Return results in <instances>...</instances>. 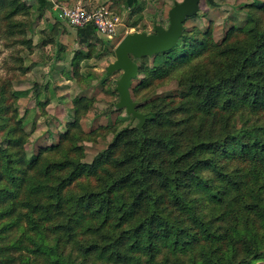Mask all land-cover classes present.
I'll return each mask as SVG.
<instances>
[{
    "label": "trees",
    "instance_id": "1",
    "mask_svg": "<svg viewBox=\"0 0 264 264\" xmlns=\"http://www.w3.org/2000/svg\"><path fill=\"white\" fill-rule=\"evenodd\" d=\"M28 8L0 0L7 19ZM240 8L249 31L216 42L212 28L187 31L195 15L171 50L133 59L135 96L168 80L179 90L134 100L145 123L117 131L105 160L83 162L77 146L93 135L80 125L87 99L60 141L31 157L13 124L0 149V264H264V4ZM77 35L102 40L93 25Z\"/></svg>",
    "mask_w": 264,
    "mask_h": 264
},
{
    "label": "rangeland",
    "instance_id": "2",
    "mask_svg": "<svg viewBox=\"0 0 264 264\" xmlns=\"http://www.w3.org/2000/svg\"><path fill=\"white\" fill-rule=\"evenodd\" d=\"M22 1L29 8L14 18H6L7 9L0 13V149L6 146L5 133L17 122H22L28 134V157L58 143L77 117L75 100L82 98L90 106L82 107L80 125L85 133L93 135L77 146L84 151L83 162L97 164L109 156L117 131L137 127L141 122L126 109L109 112L120 101L116 89L123 72L108 71L118 60V45L129 34H153L156 27L168 29L171 9L185 0H138L140 9L136 11L126 0H51L54 8L45 13L39 10L36 0ZM255 2L264 4V0H201L197 16L186 22L187 31L212 28L216 42L225 40L233 28L249 31L251 20L247 9L240 6ZM80 7H107L117 15L121 21L114 39L106 40L98 34L102 42L92 47L82 44L77 29L59 18L65 8ZM133 23L137 25L132 28ZM103 41L111 44L106 47ZM139 82H134V87ZM178 90L177 80H168L138 96L134 90L131 93L143 104L157 96H172ZM67 253L77 263L82 262L70 247Z\"/></svg>",
    "mask_w": 264,
    "mask_h": 264
},
{
    "label": "water",
    "instance_id": "3",
    "mask_svg": "<svg viewBox=\"0 0 264 264\" xmlns=\"http://www.w3.org/2000/svg\"><path fill=\"white\" fill-rule=\"evenodd\" d=\"M212 2V0H209ZM201 0H185L177 3L170 11V27H156L157 34L134 33L127 35L116 49L118 60L111 64L109 73L122 71V77L118 81L120 102L118 108H125L135 118L145 123V117L136 111V103L131 94L133 80L138 74V65L134 58L152 56L171 50L182 35L186 19L194 17L200 10Z\"/></svg>",
    "mask_w": 264,
    "mask_h": 264
},
{
    "label": "built area",
    "instance_id": "4",
    "mask_svg": "<svg viewBox=\"0 0 264 264\" xmlns=\"http://www.w3.org/2000/svg\"><path fill=\"white\" fill-rule=\"evenodd\" d=\"M59 18L76 29L93 25L99 36L106 40L114 39L121 21L120 18L107 7H100L95 10H86L83 7L72 9L65 8L59 14Z\"/></svg>",
    "mask_w": 264,
    "mask_h": 264
},
{
    "label": "crops",
    "instance_id": "5",
    "mask_svg": "<svg viewBox=\"0 0 264 264\" xmlns=\"http://www.w3.org/2000/svg\"><path fill=\"white\" fill-rule=\"evenodd\" d=\"M53 2V1H52ZM56 8V7H55ZM47 12H49V11H47ZM76 32H77V30H76ZM77 34V33H76ZM78 36V35H77Z\"/></svg>",
    "mask_w": 264,
    "mask_h": 264
}]
</instances>
